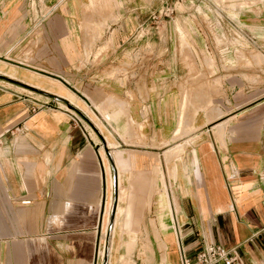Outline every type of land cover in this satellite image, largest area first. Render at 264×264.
<instances>
[{
	"label": "crops",
	"instance_id": "1",
	"mask_svg": "<svg viewBox=\"0 0 264 264\" xmlns=\"http://www.w3.org/2000/svg\"><path fill=\"white\" fill-rule=\"evenodd\" d=\"M25 1L0 0V55L23 42L29 31ZM221 1L209 0L218 8ZM43 2L50 12L40 23L44 41L36 52L35 64L42 68L37 69L77 81V68L91 67L85 58L99 44L97 39L91 43L97 19L85 14L88 0ZM230 2L238 1L225 3ZM227 10L249 39L243 50L258 54L236 59L235 43L218 42L213 31L220 35L223 29L215 26L209 31L214 42L207 44L209 27L193 13L199 22L184 33L197 50L214 56L208 87L205 64L198 58H170L164 84L149 71L144 100L142 80L116 82L114 97L104 96L93 91L99 83L87 81L92 71L84 70L82 96L117 114L113 143L102 141L105 160L71 112L0 85V264H95L105 239L108 264H181V254L193 258L209 244L235 255V264H264V0ZM106 25L104 20L101 29ZM163 35L171 48L176 45L174 29ZM127 45L122 39L115 47ZM135 122L148 133L158 132L166 147L191 133L170 147L164 160L149 151L150 145H135ZM184 146L186 155L170 168L175 190L168 192L167 162ZM106 162L116 180L107 234ZM163 199L159 217L153 211Z\"/></svg>",
	"mask_w": 264,
	"mask_h": 264
},
{
	"label": "rangeland",
	"instance_id": "2",
	"mask_svg": "<svg viewBox=\"0 0 264 264\" xmlns=\"http://www.w3.org/2000/svg\"><path fill=\"white\" fill-rule=\"evenodd\" d=\"M98 1L100 0H88L87 4L83 7L85 14L92 15L93 18L95 17L97 19L92 20L96 23L93 26L96 31L91 43L93 40L97 39L99 44L96 50H92L91 52L88 51L89 57L85 58V62L90 64L91 67L86 66V68H84L82 65L77 68L78 72L76 75L79 77L77 81L76 78L70 77V75L63 76L65 81H62L46 75L37 69L42 68L36 66L35 56L37 50L41 49L44 41L40 23L48 15L50 9L48 4H45L43 0H26L22 2L23 9L28 18L29 31L24 41L22 40L23 42L17 43L10 52L0 55V85L17 90L39 101L48 102L50 105L58 106L71 112L75 119L86 128L91 138L96 140L104 160L106 153L102 150V141L103 143L106 142L104 144H107V146L108 142L113 143V138H115V122L112 121L116 120L117 114H107L100 107H96V105H99L97 101L91 102L88 98L85 99V97L82 96L84 92L79 88V84L81 81L82 83L84 82V80L80 78L84 77L83 74L85 69L86 71H92L91 76L87 77V81L91 80L99 83L95 85L93 91L104 96L109 93L110 95L108 96L114 97L113 94H115L117 86L116 82L122 84L124 81L134 77L135 82L142 80L144 82V89L139 90V95L140 98L144 100L147 96L145 82L149 71L152 77L155 76L159 82L164 84L166 70L168 69L165 64H168L170 58L176 60L198 58L205 64L204 86L208 87L210 79L207 77L212 74L214 56L211 52L197 50L195 46H192L193 41L189 40V34L184 33V31L187 32L199 22V20L192 15L193 13L198 16L202 15L200 18V20L203 21L201 25L207 27V29L209 27L207 30L208 35L205 36L209 40L207 44L214 42L212 33L209 31H213L211 26H215L217 29H223V33L220 35L216 33V30L213 31L216 35H213V37H217L219 40L218 42L229 43L231 41V44H233L232 42L235 43L236 59L248 60V58H250L248 55L258 54L255 51L243 50V48L248 47L247 42L249 39L244 35L242 29L228 17V14L230 15L231 12L227 10L228 7L246 9L252 4H255L256 0H237L238 2L234 3H225L226 0H222L221 2L224 1L225 4L221 3L220 8L217 7V4L213 6L209 0L208 2L205 0H135V3L126 4L117 2L111 4L110 1L112 0H103L104 2ZM239 11L240 10H238V12ZM233 18H237V16L233 15ZM104 20H107V25L101 29V23ZM119 27H121L122 30L120 31V35H117L116 30ZM169 28L177 32V42L172 48L168 42V36L163 35L165 30ZM154 34L156 35L154 36ZM130 36L131 38L128 39ZM122 39L124 42H128V45L124 46V48L119 47V49L116 50L115 45L118 41L122 43ZM226 53V51L222 52V54ZM90 58L92 61H89ZM228 58L229 57H225L224 59ZM257 58H259V56L255 57L256 60ZM44 76L59 80L61 83L54 82ZM181 87L182 84H180V88ZM187 94L185 89L183 91L185 97L184 104ZM94 107L96 108L95 110ZM143 115L145 120H147V108H144ZM187 121L190 123L189 120ZM141 125L143 128L142 123ZM190 133L178 140L171 141L174 144L166 147L167 144H164L158 132L148 133L140 129L135 122V145H150L153 150L149 151L155 152L157 158L158 156H163L165 160V153L170 147H173V145L175 146L176 143H182L183 139L190 136ZM178 136H180V134H178ZM186 149L187 148L184 146L180 156H175L167 162V177L163 178V181L165 190L168 192L173 193L175 190V182L172 179L170 168L174 164H177L175 161H181L180 158L183 159L186 155ZM112 151L113 150H108L107 152L110 154ZM106 168L110 171H107V197L109 202L106 228L107 234V230L111 231L108 227L111 226L109 224L111 222L115 201L116 180L113 173H111L112 170L109 162H106ZM110 182H113L112 188L110 187ZM172 193H170V195H172ZM164 206V199L156 202L155 208L157 209H155L153 213L161 217ZM105 244L106 239L105 242L102 243V250H100V252L103 251V255L100 253L102 256H98L96 259L97 264L109 263L110 244H107L108 253L106 250V257ZM142 256L143 254L140 255V257ZM142 261L147 262V259L143 258Z\"/></svg>",
	"mask_w": 264,
	"mask_h": 264
},
{
	"label": "built area",
	"instance_id": "3",
	"mask_svg": "<svg viewBox=\"0 0 264 264\" xmlns=\"http://www.w3.org/2000/svg\"><path fill=\"white\" fill-rule=\"evenodd\" d=\"M236 261L235 255H231L224 247L216 244L205 246L193 258L181 254V264H235Z\"/></svg>",
	"mask_w": 264,
	"mask_h": 264
},
{
	"label": "water",
	"instance_id": "4",
	"mask_svg": "<svg viewBox=\"0 0 264 264\" xmlns=\"http://www.w3.org/2000/svg\"><path fill=\"white\" fill-rule=\"evenodd\" d=\"M112 213H113V211H112ZM108 228L111 229V226H109ZM105 249L107 250V244H105ZM105 257H106V252H105ZM104 264H106V262Z\"/></svg>",
	"mask_w": 264,
	"mask_h": 264
},
{
	"label": "bare ground",
	"instance_id": "5",
	"mask_svg": "<svg viewBox=\"0 0 264 264\" xmlns=\"http://www.w3.org/2000/svg\"><path fill=\"white\" fill-rule=\"evenodd\" d=\"M182 132V131H181ZM181 132L179 131L177 134H180V136L182 135ZM107 212V211H106ZM101 254L103 255V251L101 252ZM101 255V256H102Z\"/></svg>",
	"mask_w": 264,
	"mask_h": 264
}]
</instances>
